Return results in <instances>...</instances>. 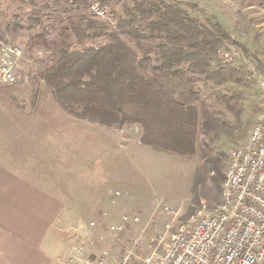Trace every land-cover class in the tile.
Masks as SVG:
<instances>
[{"label":"trees","instance_id":"1","mask_svg":"<svg viewBox=\"0 0 264 264\" xmlns=\"http://www.w3.org/2000/svg\"><path fill=\"white\" fill-rule=\"evenodd\" d=\"M94 2L113 14V25L88 13ZM209 22L167 0H0V40L20 45L24 62L35 58V67L13 82H35L33 100L47 84L73 115L112 127L136 125L142 144L169 151L203 134L201 159L220 133L210 134L208 121L218 117L200 83L221 84L237 68L249 71L241 59L223 61L224 43L236 41L219 21ZM10 85L6 92L14 90Z\"/></svg>","mask_w":264,"mask_h":264},{"label":"rangeland","instance_id":"2","mask_svg":"<svg viewBox=\"0 0 264 264\" xmlns=\"http://www.w3.org/2000/svg\"><path fill=\"white\" fill-rule=\"evenodd\" d=\"M167 1L187 9L191 16L206 25H209V21H219L236 41L224 43L226 49L243 48L246 52L244 54L251 62L247 61L264 71L263 0ZM188 3L195 6L191 8L187 6ZM21 34L16 40L22 39ZM28 57L32 58L31 54ZM33 60L35 61V58ZM34 61H23L17 74L31 65L35 67ZM239 64L241 65V62L236 61V67H239ZM237 70L236 74L235 69L233 78H227L221 84L200 83L203 97L207 99L211 112L216 116L214 118L218 117L217 122L208 121L210 134L220 133L213 143L212 153L205 159L199 157L198 148V143L206 138L203 134H199L197 141L185 139L181 144V150L174 152L165 150L158 144L151 146L142 144L139 137L140 128L136 125L112 127L80 118L81 125L90 129L86 135L94 139L98 147L101 146L100 138H105L103 142L107 144L106 155H111L114 176L109 189L120 192L118 196L108 193L109 205L103 212L99 208L98 214L102 216L104 213L105 218L109 216L106 224L119 222L121 215L124 214L139 216L140 222L123 234V240H130L137 232L139 234L149 217L154 219V223L147 225L146 232L142 234L145 239L139 251L142 256L149 252L150 246L156 242L155 238L163 231L164 221L157 216L158 212H154L157 201L162 197L172 200L170 201L172 207L183 204L185 212L177 214V222L181 223H187L195 216V208L203 201L211 209L223 204L225 168L231 156L228 155V151L245 141L253 124L264 112V95H261L252 73L250 71L243 73L239 68ZM17 74L16 79L19 77ZM9 84L11 88L13 86L12 91L19 94L10 101L11 106L14 105L15 108L35 107L50 111L63 108L51 95L49 98L45 96L50 94V86L47 84L40 85L38 91L43 94H39L34 100L35 82L22 81L18 85L13 82H0V93ZM229 131L231 134H226ZM110 145L111 149L108 150ZM152 200L155 203L152 204ZM82 215L81 219L87 221L86 223L93 219L89 214ZM99 224L103 226L99 222L97 226ZM135 264H140V260H136Z\"/></svg>","mask_w":264,"mask_h":264},{"label":"crops","instance_id":"3","mask_svg":"<svg viewBox=\"0 0 264 264\" xmlns=\"http://www.w3.org/2000/svg\"><path fill=\"white\" fill-rule=\"evenodd\" d=\"M17 96L0 93V264H65L71 245L87 242L82 214L103 226L110 219L98 210L109 205L111 155L80 117L64 108L18 109L10 103ZM99 244L111 259L119 251L113 240Z\"/></svg>","mask_w":264,"mask_h":264},{"label":"built area","instance_id":"4","mask_svg":"<svg viewBox=\"0 0 264 264\" xmlns=\"http://www.w3.org/2000/svg\"><path fill=\"white\" fill-rule=\"evenodd\" d=\"M88 13L111 25L115 22L113 14L98 2L90 5ZM235 49L223 47V61H244L264 95V71L248 62L242 49ZM23 60L20 45L0 40V81L14 82ZM228 155V205L211 209L203 201L195 208L192 221L181 223L177 222V214L185 212L183 204L172 207V200L162 197L154 212L164 221L163 231L143 256L139 252L145 240L142 234L147 225L154 223L153 217L128 241H123V234L140 222L139 216L121 215L119 222L105 224L99 233L97 222L91 219L86 244L71 245L65 264H135L136 260L140 264H264V112L245 141L230 148ZM247 155H255V163H247ZM110 194L118 196L120 192L110 190ZM101 240L117 243L118 254L111 259L110 250L99 244Z\"/></svg>","mask_w":264,"mask_h":264},{"label":"bare ground","instance_id":"5","mask_svg":"<svg viewBox=\"0 0 264 264\" xmlns=\"http://www.w3.org/2000/svg\"><path fill=\"white\" fill-rule=\"evenodd\" d=\"M247 163H255V155H247ZM229 167H231V156L229 158L226 168H229ZM229 183H230V175H225V183H224L223 191H222V198H223L222 205L229 204L228 187L225 186V185H229ZM193 217L195 216H192L191 219H189L187 223H189V221H192Z\"/></svg>","mask_w":264,"mask_h":264}]
</instances>
